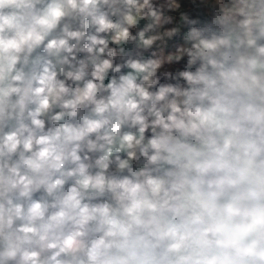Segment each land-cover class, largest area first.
<instances>
[{
    "label": "clouds",
    "instance_id": "clouds-1",
    "mask_svg": "<svg viewBox=\"0 0 264 264\" xmlns=\"http://www.w3.org/2000/svg\"><path fill=\"white\" fill-rule=\"evenodd\" d=\"M0 264H264V0H0Z\"/></svg>",
    "mask_w": 264,
    "mask_h": 264
}]
</instances>
